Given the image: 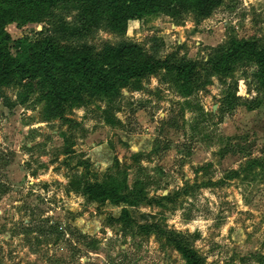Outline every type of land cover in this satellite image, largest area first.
I'll return each mask as SVG.
<instances>
[{
	"label": "rangeland",
	"instance_id": "rangeland-1",
	"mask_svg": "<svg viewBox=\"0 0 264 264\" xmlns=\"http://www.w3.org/2000/svg\"><path fill=\"white\" fill-rule=\"evenodd\" d=\"M82 13L79 4H60L39 23L9 25L12 54L18 42L47 37L97 52L134 43L148 56L201 69L187 86L174 71L133 79L68 108L69 121L51 118L40 81L25 104L21 87H3L0 264H187L163 233L140 228L151 224L186 235L205 264H264L259 69L243 53L223 76L205 64L245 40L264 50V0H225L209 18L160 12L130 21L123 33L101 20L86 35ZM148 134L156 138L152 150L130 148ZM102 147L114 156L112 167L107 153L96 166ZM88 182L118 188L131 205L100 206L84 195ZM124 208L129 224L114 216ZM55 222L66 230L59 240L42 228Z\"/></svg>",
	"mask_w": 264,
	"mask_h": 264
},
{
	"label": "trees",
	"instance_id": "trees-1",
	"mask_svg": "<svg viewBox=\"0 0 264 264\" xmlns=\"http://www.w3.org/2000/svg\"><path fill=\"white\" fill-rule=\"evenodd\" d=\"M225 0H0V90L17 85L25 92L22 104L35 88L37 81L44 87L43 98L51 118L69 121L68 108L86 105L98 95L113 93L120 85L133 79L145 78L160 71H174L182 85H193L201 64L182 60L178 64L148 56L143 47L128 43L119 48L105 47L97 52L85 43L61 45L55 38L47 37L29 44L18 42L19 51L11 52V35L7 27L13 23L21 26L36 24L60 4L76 3L83 7L82 33L88 34L98 27L101 20L115 32L125 31L130 21L141 20L160 12L173 14L176 10L195 12L200 18H209ZM55 32L64 34V29ZM243 53L251 57L258 66L259 78L264 89V50L256 42L233 43L231 49L208 63L211 75H226L231 71L232 61ZM28 91V92H27ZM260 161L250 160V167ZM83 193L92 201L104 206L130 204L131 195L116 187H106L88 182ZM127 224L133 222L131 214L124 208L120 219ZM46 234H57V240L65 236L60 223L44 224ZM143 232L163 233L184 258L187 264H205L186 235L161 230L157 224L140 225ZM62 229V230H61ZM81 235V234H80ZM82 236V235H81ZM187 240V241H186Z\"/></svg>",
	"mask_w": 264,
	"mask_h": 264
},
{
	"label": "crops",
	"instance_id": "crops-1",
	"mask_svg": "<svg viewBox=\"0 0 264 264\" xmlns=\"http://www.w3.org/2000/svg\"><path fill=\"white\" fill-rule=\"evenodd\" d=\"M155 140H156V138H154V136H151V135L148 134V135H146L144 137L136 139L133 143L131 142V147L130 148L133 151H135L136 153L137 152H146V151H149L150 149L152 150V148L154 147V144H155ZM135 146H136V148H134ZM101 150H102V153H100L98 155L99 158L97 160H95L96 166L97 167L98 166H103V163L101 162V160L103 159L104 154L107 153V155H108L107 159L109 161L108 164L110 165V167H112L113 163L115 161L114 156L112 155V153L110 152L109 149H105V148L102 147ZM107 204L112 205V206H114L116 208L119 207L117 205L111 204L110 202L106 203V205ZM126 206L129 207L128 204ZM130 208H128V209L130 210ZM121 215H122V212L120 211L119 214H115L114 216H115V218L119 219L121 217Z\"/></svg>",
	"mask_w": 264,
	"mask_h": 264
}]
</instances>
